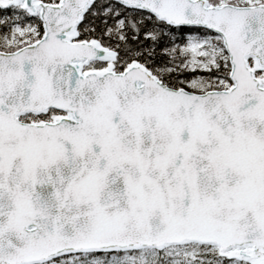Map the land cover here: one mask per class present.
<instances>
[{
  "label": "snow or ice",
  "instance_id": "1",
  "mask_svg": "<svg viewBox=\"0 0 264 264\" xmlns=\"http://www.w3.org/2000/svg\"><path fill=\"white\" fill-rule=\"evenodd\" d=\"M0 264H264V0H0Z\"/></svg>",
  "mask_w": 264,
  "mask_h": 264
}]
</instances>
